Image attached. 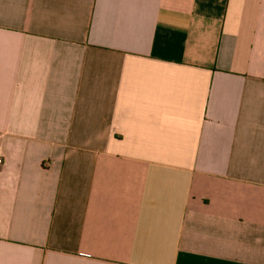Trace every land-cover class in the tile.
I'll return each mask as SVG.
<instances>
[{
    "label": "crops",
    "instance_id": "obj_1",
    "mask_svg": "<svg viewBox=\"0 0 264 264\" xmlns=\"http://www.w3.org/2000/svg\"><path fill=\"white\" fill-rule=\"evenodd\" d=\"M0 264H264V0H0Z\"/></svg>",
    "mask_w": 264,
    "mask_h": 264
},
{
    "label": "built area",
    "instance_id": "obj_2",
    "mask_svg": "<svg viewBox=\"0 0 264 264\" xmlns=\"http://www.w3.org/2000/svg\"><path fill=\"white\" fill-rule=\"evenodd\" d=\"M0 163H1V161H0Z\"/></svg>",
    "mask_w": 264,
    "mask_h": 264
}]
</instances>
